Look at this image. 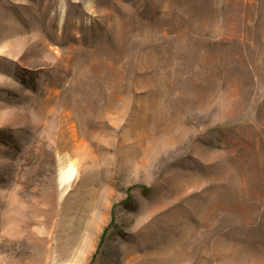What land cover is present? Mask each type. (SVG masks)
<instances>
[{"label":"rangeland","instance_id":"374dc122","mask_svg":"<svg viewBox=\"0 0 264 264\" xmlns=\"http://www.w3.org/2000/svg\"><path fill=\"white\" fill-rule=\"evenodd\" d=\"M0 264H264V0H0Z\"/></svg>","mask_w":264,"mask_h":264}]
</instances>
